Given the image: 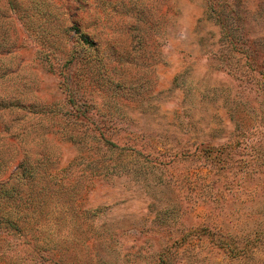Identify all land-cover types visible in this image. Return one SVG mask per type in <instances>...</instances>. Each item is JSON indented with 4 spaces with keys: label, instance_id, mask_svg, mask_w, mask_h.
Listing matches in <instances>:
<instances>
[{
    "label": "rangeland",
    "instance_id": "obj_1",
    "mask_svg": "<svg viewBox=\"0 0 264 264\" xmlns=\"http://www.w3.org/2000/svg\"><path fill=\"white\" fill-rule=\"evenodd\" d=\"M0 264H264V0H0Z\"/></svg>",
    "mask_w": 264,
    "mask_h": 264
},
{
    "label": "trees",
    "instance_id": "obj_2",
    "mask_svg": "<svg viewBox=\"0 0 264 264\" xmlns=\"http://www.w3.org/2000/svg\"><path fill=\"white\" fill-rule=\"evenodd\" d=\"M81 38L84 42L89 43L91 40L89 39L88 35L85 33H81Z\"/></svg>",
    "mask_w": 264,
    "mask_h": 264
}]
</instances>
